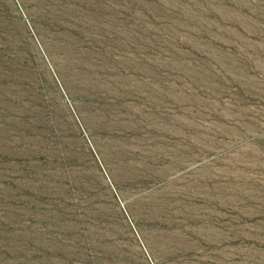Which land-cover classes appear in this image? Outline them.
Segmentation results:
<instances>
[{"label": "rangeland", "instance_id": "obj_1", "mask_svg": "<svg viewBox=\"0 0 264 264\" xmlns=\"http://www.w3.org/2000/svg\"><path fill=\"white\" fill-rule=\"evenodd\" d=\"M0 264H264V0H0Z\"/></svg>", "mask_w": 264, "mask_h": 264}]
</instances>
